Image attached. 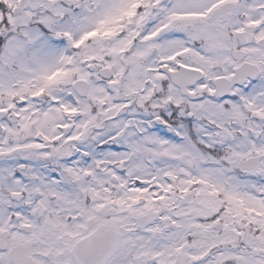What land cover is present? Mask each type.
Returning a JSON list of instances; mask_svg holds the SVG:
<instances>
[{"label": "snow or ice", "instance_id": "obj_1", "mask_svg": "<svg viewBox=\"0 0 264 264\" xmlns=\"http://www.w3.org/2000/svg\"><path fill=\"white\" fill-rule=\"evenodd\" d=\"M0 264H264V0H0Z\"/></svg>", "mask_w": 264, "mask_h": 264}]
</instances>
